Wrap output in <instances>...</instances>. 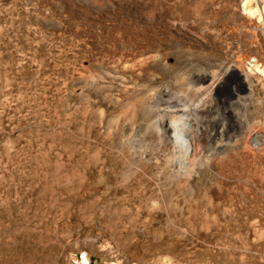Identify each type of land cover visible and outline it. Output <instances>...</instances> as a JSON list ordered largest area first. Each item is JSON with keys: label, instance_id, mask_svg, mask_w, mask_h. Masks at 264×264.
Listing matches in <instances>:
<instances>
[{"label": "rangeland", "instance_id": "374dc122", "mask_svg": "<svg viewBox=\"0 0 264 264\" xmlns=\"http://www.w3.org/2000/svg\"><path fill=\"white\" fill-rule=\"evenodd\" d=\"M131 1L0 0V264H264V94L198 84L222 14ZM52 154L95 201L72 223L45 204Z\"/></svg>", "mask_w": 264, "mask_h": 264}, {"label": "bare ground", "instance_id": "6f19581e", "mask_svg": "<svg viewBox=\"0 0 264 264\" xmlns=\"http://www.w3.org/2000/svg\"><path fill=\"white\" fill-rule=\"evenodd\" d=\"M135 1L136 0H134V2ZM165 1H166L165 3H167V2L168 3H170V2L175 3V0H165ZM183 1H186V0H183ZM130 2H132V1L130 0ZM147 2H150V1H147ZM178 4L184 5L185 2L180 1ZM191 4H192L191 6H194L195 13L201 14V13L205 12L204 13L205 15H206V13L209 14L210 17H212L214 20H217V17H219L222 14L220 22L222 21L224 23L223 25L221 24V26H224L221 28L212 29V28L208 27L209 25H207L204 28H200L202 35L205 36V38H204L206 41V42H204L205 45H207L214 52H217L220 56H222V58L224 60V63H223L224 66H223V70L220 69L223 71V73H221V75H218V73H216L217 75L215 73H211L210 70H209V72L200 73L197 76L198 84H201V87H202V85H204L208 81L209 82L211 81L212 83H211V90L210 91L212 93H214L215 95H222L224 88H228V92L231 93V96H232V94H234L237 91L236 87L239 84H240V86H241V84H243V85H246L248 87L250 97L252 96V98L254 95H260L262 93L264 94V0H221L220 3L218 1H213V0H199V1L191 0ZM132 5H134V4H132ZM163 6H165V5H163ZM205 7L208 8V10L204 11ZM121 8L124 11H127V14H132V13L135 14L136 8L134 6H131L130 3L124 2L123 4H121ZM141 8H144V7H141ZM221 8H224V9H221ZM158 10H160V9H158ZM167 10H168V8H167ZM173 10H172V13H173ZM177 10L178 9H176V11ZM206 24H208V23H206ZM179 26H181V25H179ZM188 27H189V29H191L192 26L190 25V26H187V28ZM245 36H249L250 39H247V38L245 39ZM244 53H246L248 55H245ZM217 57H219V56H217ZM149 58L151 59V57H149ZM170 58H171V56H170ZM212 58H213V56H212ZM223 60H221V61H223ZM198 61H199V59H198ZM131 84H132V82H131ZM131 86H133V84ZM205 86H206V84H205ZM238 93H239V91H238ZM130 95H132V94H130ZM209 95H211V94H209ZM209 97H207V99ZM256 98H258V97H256ZM234 99L236 100V98H234ZM253 101H254V99H253ZM261 101H263V100H261ZM170 125H171V123H170ZM167 132H168V134H175V136H177L179 138V140H181L182 148H181V150H178L177 158H179L180 160L181 159L188 160L189 156L191 154V151H192V140L189 138L184 139V140L182 139V137L184 138V136L182 134V129L180 128V125H178L177 123H174L172 127L169 126V128L167 129ZM167 132L165 134H167ZM59 151H61V150H59ZM110 151H111V154L113 156H112V158H110L112 160H110L109 163L107 162V164L110 165V167H111V166H113V163H114L113 160L119 158V152L116 151L115 149L114 150L112 149ZM46 152H44V153L47 154ZM50 154L51 153H49V155ZM58 154H52L53 156L51 157V160L45 159L46 162L43 163V165H45L47 167L44 175H46V177L48 176L47 179L48 178L51 179V181L53 182L55 187L58 189V191L47 194L45 197L44 196L43 197L45 198L46 206H48V204H50L51 210L63 209V212H65V211H70V210L74 211V209H75V212H73L71 215L69 213L70 217H69L68 223L69 222L72 223L73 221L75 222L76 220H78L79 212H81V211L86 212V210H91L95 206V204H94L95 201L91 202V201H89V199H86L84 196L80 195L79 190H80V187L82 186V184L84 182L82 184L81 183L77 184L76 188H74V189H70L69 188L70 186L61 185L62 182H64L66 185H68V183L70 182V179L74 176L73 174H69V173L71 172L70 168L74 167V165L72 163L76 164V162H74V160H72V159L70 160L69 158H67V160H65L62 155L59 156ZM41 156H43V155L41 154ZM79 161H81V160H79ZM79 161H77V165L79 164ZM85 170H87V169H85ZM44 175L42 174V176H44ZM102 180L103 179L101 177L99 183H102ZM47 183L45 181V184H47ZM53 187L51 189H53ZM70 190H72V192ZM47 209H48V207H47ZM74 214L77 216L75 217ZM41 215H42V213H41ZM43 216H45V215H43ZM63 219H64V217H63ZM39 221H40V219H39ZM46 221H45V223H47ZM117 222H118V220H117ZM115 225H116V223H115ZM85 230H86V228L84 229V231ZM183 232L185 233V231H183ZM31 233H33V232H31ZM25 235L28 237L30 234L26 233ZM37 241H40V239L36 240V242ZM37 243L39 244L40 242H37ZM34 250H36V249H34ZM83 264H87L85 259L83 260Z\"/></svg>", "mask_w": 264, "mask_h": 264}]
</instances>
